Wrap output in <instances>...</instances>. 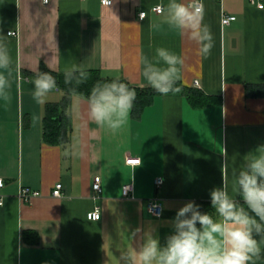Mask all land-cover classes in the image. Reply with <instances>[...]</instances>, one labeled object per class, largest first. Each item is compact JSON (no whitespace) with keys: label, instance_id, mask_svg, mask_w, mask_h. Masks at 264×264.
Returning a JSON list of instances; mask_svg holds the SVG:
<instances>
[{"label":"crops","instance_id":"crops-1","mask_svg":"<svg viewBox=\"0 0 264 264\" xmlns=\"http://www.w3.org/2000/svg\"><path fill=\"white\" fill-rule=\"evenodd\" d=\"M111 1L107 7L102 0H0V35L15 32L6 37L12 99L8 106L0 101V264H120L121 253L137 247L149 230L163 245L183 205L205 204L201 211L213 213L210 191L221 186L222 174L230 180L244 156L264 145V96L255 94L264 86V9L250 0H203L214 37L205 59L154 10L167 0ZM225 15L236 20L223 25ZM156 47L182 55L178 82L214 101L195 106L182 94L159 95L113 136L84 124L85 98L73 95L64 108L68 142L44 141L46 107L67 95L57 87L37 104L29 82L37 72L63 73L76 63L150 87L141 57L151 58ZM71 146L83 155L65 156ZM128 158L140 164L130 165ZM96 177L100 193L93 188ZM159 177L165 180L161 188L155 185ZM59 182L63 195L55 197ZM128 184L134 187L130 198L123 196ZM23 187L39 194L22 201ZM155 197L163 205L161 218L148 210ZM95 208L101 219L89 220Z\"/></svg>","mask_w":264,"mask_h":264},{"label":"clouds","instance_id":"clouds-1","mask_svg":"<svg viewBox=\"0 0 264 264\" xmlns=\"http://www.w3.org/2000/svg\"><path fill=\"white\" fill-rule=\"evenodd\" d=\"M110 2L102 0L107 7ZM161 9L165 23L196 44L198 55L205 59L211 55L214 37L204 22L203 0H167ZM10 35L11 32L7 36ZM7 36L0 35V101L5 106L12 99L13 68ZM141 63V74L155 92L168 96L181 91L177 83L185 65L182 55L156 47L151 58L141 57ZM63 75L66 85H74L70 91L76 95L79 85L89 79L83 66L76 63L68 64ZM29 82L37 104L45 103L58 87L50 72H37ZM136 99L135 88L120 79L98 80L82 101L86 104L84 124L94 123L115 136L130 126ZM32 119L36 122L39 117L34 115ZM64 155L83 153L71 146ZM210 204L214 214L202 212L195 202L186 203L177 211L172 221L173 232L163 245L151 230L146 231L137 247L121 253L120 264H258L264 260V145L244 156L243 166L232 173L230 180L222 174L221 186L210 191Z\"/></svg>","mask_w":264,"mask_h":264},{"label":"trees","instance_id":"trees-1","mask_svg":"<svg viewBox=\"0 0 264 264\" xmlns=\"http://www.w3.org/2000/svg\"><path fill=\"white\" fill-rule=\"evenodd\" d=\"M41 72H50L56 79L58 88L66 93V98L61 103L48 104L45 111V116L43 119V139L47 144L51 145H62L68 142L70 137V119L69 116L65 114V109L69 105L70 97L76 94H73L70 89L74 85H66L64 83L63 73H54L49 71L46 68H43ZM89 79L86 83L79 85L77 92L79 96L86 98L92 86L99 81H110L112 79H120L121 81L128 84L130 88H135L137 92V99L135 101V106L133 109V115L136 118H139L143 111L153 104L154 100L160 94L155 92L151 87H138L130 84L124 79L121 78H110L104 76L100 71L97 70H88ZM177 87L181 91L177 94L185 95L189 101L195 106H205L211 104L214 100L213 98L206 96L203 92L188 88L181 84L177 83ZM171 94V93H170ZM258 95L264 96V86L259 87L257 90ZM65 108V109H64ZM205 204H200V210L205 209Z\"/></svg>","mask_w":264,"mask_h":264},{"label":"built area","instance_id":"built-area-1","mask_svg":"<svg viewBox=\"0 0 264 264\" xmlns=\"http://www.w3.org/2000/svg\"><path fill=\"white\" fill-rule=\"evenodd\" d=\"M49 1L50 0H47L46 3H49ZM250 1L252 4L257 3V6L259 9H261V10L264 9V4H263L262 0H259V2H256V0H250ZM111 2L109 3V5L111 4ZM154 10L158 13H161V11H162L161 6L154 8ZM146 15H147L146 12H141L140 17L145 18ZM235 20H236L235 16L225 15L222 17V24L223 25H229ZM11 35H15V32H11ZM127 163H129L130 165H138V164H140V159L139 158H128ZM164 181L165 180L163 178L159 177L155 180V185L158 188H161L164 185ZM4 185H5L4 180L2 178H0V205L4 204V200H3V197L1 195V190L4 188ZM93 188L97 193H100L102 191L101 177L95 178ZM63 189H64L63 184L61 182L57 183L54 190H53V195L55 197H61L63 195ZM133 191H134L133 184H128V185L124 186V188H123V196L126 198H130V197H132ZM38 194H39V192L37 190L31 189L28 187H23L20 194L18 195V197L20 200L28 202V201L32 200V198H34ZM148 210H149L150 214H152L154 217L161 218L163 215V205H162L161 200L157 197L152 198L148 203ZM87 218L89 220H95V221L100 220L101 219L100 209L95 208L93 211L89 212L87 214Z\"/></svg>","mask_w":264,"mask_h":264}]
</instances>
